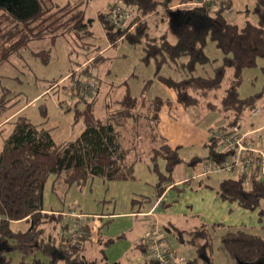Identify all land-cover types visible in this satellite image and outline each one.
Segmentation results:
<instances>
[{
	"label": "trees",
	"instance_id": "1",
	"mask_svg": "<svg viewBox=\"0 0 264 264\" xmlns=\"http://www.w3.org/2000/svg\"><path fill=\"white\" fill-rule=\"evenodd\" d=\"M121 1L133 12L130 28L117 27L105 14H100L106 36L114 46L119 39L140 45L144 52L142 59L148 65L153 64L154 73L144 81L139 94H134L131 84L125 81L126 90L118 100L120 107L116 111L97 116L96 101L87 100L82 92L88 84L82 88L77 82L79 88L74 92L80 97L73 107L75 118L83 119L85 127L76 138L56 142L52 128L46 127L47 120H32L23 107L9 113L12 117L6 119L8 115L3 112L15 108L16 101L12 99L17 93L1 86L0 114L4 122H0V264H15L17 255L18 264H120L108 261L104 248L101 260L85 255L84 243L91 236L85 221L73 235L72 224L77 218L67 221L60 213L44 211V191L50 178L53 188L63 180L67 186L77 185L80 189L95 178L104 182L133 180L137 163L148 154V164L159 178L156 197H160L167 185L175 181L174 173L180 163L195 167L207 159L225 157L227 151L213 135L206 143L208 157L185 160L180 147L173 148L167 143L159 134L158 124L163 105L171 99L159 94L149 96L154 84L173 88L177 100L185 107L202 106L205 100L227 122L218 130L237 127L243 115L253 112L264 96V86L246 97L239 91L244 70L259 68L264 74V0H255L253 7L245 11L243 24L228 18L233 0L222 1L217 6L205 2L181 10H172V0ZM189 1L194 0H184ZM87 2L0 0V64L21 49L29 48L32 42L45 39L51 43L50 47L34 49L32 53L49 63L52 46L59 37L79 43L93 37L85 10ZM154 13H161L164 20L168 16L169 32L160 36L151 34L149 17ZM227 77L228 84L224 86ZM42 113L46 117L45 107ZM143 136L150 137L151 147L142 148ZM161 160L165 162L163 171ZM219 193L223 199L238 202L246 209H259L260 218H264L261 170L225 178ZM132 201L140 202L138 198ZM145 202L150 201L144 199ZM46 220L55 221V229L65 228L61 237L47 234ZM21 222L28 227L21 228ZM216 226L203 224L191 231L190 240L196 246L197 256L187 258L185 264H215L211 250L212 230ZM65 232H69L68 236ZM220 240L235 264H264L263 235L228 228ZM112 242L110 238L105 245ZM166 247L171 249L168 244ZM147 258L144 264H160L148 251Z\"/></svg>",
	"mask_w": 264,
	"mask_h": 264
},
{
	"label": "rangeland",
	"instance_id": "2",
	"mask_svg": "<svg viewBox=\"0 0 264 264\" xmlns=\"http://www.w3.org/2000/svg\"><path fill=\"white\" fill-rule=\"evenodd\" d=\"M56 1L61 4L65 3L66 0ZM119 1L123 4L121 0ZM222 1L226 0H194L191 2L172 0L171 7L172 10L190 9L195 4H202L205 2L211 6H217ZM113 2L116 1L88 0L85 5V10L87 19L89 18L91 22V29L94 32V36L87 38V40L80 43L75 42L72 38L59 37L52 46L51 60L49 63H44L39 57L32 53V50L34 49L50 47L51 43L48 39H45L32 42L29 48L21 49L14 53L9 61L0 64V90L1 86L5 85L11 88L13 94L17 93V95L13 96L15 99H12L13 101H16L14 105L15 108L3 112V115L7 116L17 108L23 107L24 112L32 120L41 121L46 119V127L52 128L51 132L55 141L63 142L79 136L85 127L83 119L77 120L75 118V108L73 107L74 101L80 97V94L74 92V89L75 91H78V83H80L82 88H84L86 83L89 85L90 88L86 87L82 92L83 94L85 93L87 100L96 101L94 112L97 116L101 117H104L110 112L116 111L120 107L118 100L126 90V86L124 85L126 84L125 81H128L131 84L134 94H139L144 81L153 77L154 66L153 64L148 65L143 61L142 56L144 52L140 45H131L127 41H124V39H119L118 44L114 46L108 40L105 29L103 28V23L101 19H99V15L105 14L106 18L110 20L111 13H109V6ZM254 2L255 0L231 1L232 10L230 11L228 18L233 22L243 24L246 18L245 11L251 9ZM163 11L165 10H161L160 12L163 13ZM149 19L150 32L153 36H160L166 32L165 29H170V19L168 16L167 20H164L161 19V13H154ZM126 23L127 21L121 26V28L128 30L130 24ZM112 24L117 26L114 22ZM85 46L88 48H85ZM99 58L101 60L97 62L96 60ZM249 72V69H246L243 72L244 80L239 89L241 96H246L249 93L258 91L264 85V74L260 69H253L250 73L253 76H250L248 74ZM255 72H258L259 77L253 84L252 78H254L256 74ZM73 73H75V75H73ZM95 79L97 82L94 81ZM53 83H55V85H53ZM227 84L228 77L224 82V86ZM159 86V83L154 84L150 88L149 96H154L158 93L164 94V91ZM210 99L212 100V98ZM214 102L217 103V100ZM202 105H205V100H203ZM44 107L47 113L46 117L42 113ZM261 111V107H257L252 114L258 115ZM245 114H249V112H246ZM3 115L0 114V117ZM202 117L206 118L204 114ZM234 129L239 131V135L248 138L257 148L264 152V147H259V143L256 142L249 133L241 132V123H239L237 127L227 130ZM225 131L226 130L215 129L211 131V134L221 140L222 138L219 136L220 132ZM142 133H144V130ZM149 146L150 137L145 136L142 148H149ZM144 163L147 164L146 159ZM139 169L140 166L138 167V171ZM138 174L140 175V172H138ZM235 175L236 174L233 172H228L222 174L221 177H234ZM148 177L149 176H147V178ZM95 180L92 190H90V186H87L86 189L80 192L76 186H72L71 189L69 186H65L62 180L57 182L56 189H54L52 186L53 181L50 178L44 191V207L46 209H64L62 212H52L60 213L67 221L72 218H77L71 214L73 210H75L77 214L82 215L83 218H85V216L86 218L89 217V214H84V212L93 211L95 209L101 212H112V201H110L109 194L107 193L108 182H104L100 178H96ZM147 181L151 180L148 179ZM124 185L131 187V189H134L135 191L141 189V182L139 180L134 183H124ZM119 201L120 202L118 203L121 205L123 200L120 199ZM118 210L119 209L116 211ZM250 211L254 212L252 210ZM104 223L105 225L102 230L104 234H109L111 230L114 232L121 231L119 222L111 224L109 220H104ZM55 224L56 222L53 220L51 222L46 220L45 225L47 234L58 235L59 238L65 228L59 226L55 229ZM20 227L26 229L28 226L26 223H22ZM160 227L162 228L161 225ZM163 231L165 232V230ZM224 231L226 230H221L220 228L212 230L215 250H213V253L214 256L216 254L218 255L215 257V264H235L227 255L220 240V234ZM65 233L66 236H68L69 232ZM180 233L181 232L178 233V236L181 235ZM262 234L264 236V233ZM144 237L142 244H145ZM73 239H75V237L72 238V240ZM180 242L181 243L178 242L175 244L176 247L174 246V248L171 249L187 259L190 257L188 256L190 253L188 250L189 247H187L188 244L184 241ZM164 244L166 245L168 242L165 240Z\"/></svg>",
	"mask_w": 264,
	"mask_h": 264
},
{
	"label": "crops",
	"instance_id": "3",
	"mask_svg": "<svg viewBox=\"0 0 264 264\" xmlns=\"http://www.w3.org/2000/svg\"><path fill=\"white\" fill-rule=\"evenodd\" d=\"M168 29H165V31L169 32ZM249 70L248 74L253 76L250 74L253 69ZM255 73L254 78H252L253 84L259 77L258 72ZM159 84L164 94H158L164 98L171 99V102L164 104L160 111L159 134L173 148L180 147L179 152L185 160L193 157H208L209 149L206 143L212 135L211 131L227 123L223 118V114L212 111L206 104L199 107H185L177 100V94L173 88H169L161 83ZM253 93H249L248 95ZM263 98L264 96L258 103V107L262 109L261 113L258 115H253L252 112L244 114L240 122L241 132L249 133L259 143L258 146L261 148L264 147ZM203 114L206 118L202 117ZM10 117H12V114H9L5 118L8 119ZM0 122H4L2 117H0ZM151 145L150 143L149 147ZM148 158V154H145L144 159L147 160V164L144 163L145 160L137 163L135 179L108 182L107 193L109 194L110 201H112V212H101L96 209L84 212V214H89V217L86 218L85 216L84 219L85 223L90 227L91 232L90 238L84 243L83 252L87 257L101 260L104 248L107 259L110 262L144 264L148 258L146 245L142 244L143 237L146 235L153 221L157 222L165 230L163 233L170 248L176 247L175 244L181 243L180 241L187 243L190 252L188 256L190 257L197 256L196 246L190 240L191 231L203 224L210 227L217 224L214 227L215 229H243L251 233L263 235L264 218H260L259 209L252 210L254 212H251L250 209L242 207L238 202L226 200L220 196L219 189L221 182L225 178L233 177H221L222 174L228 172H214L206 176L192 178L193 174L199 169L201 162L195 167H191L186 162L180 163L174 173L175 181L167 185V188L160 197H156V184L159 178L148 164ZM160 164L163 171L165 162L161 160ZM139 166L140 169L138 171ZM138 172H140V175ZM147 176L149 177L147 178ZM95 179L90 180L84 189L90 186V190H92V186L96 181ZM137 180L141 182V189L137 191L124 185V183H134ZM64 185L67 186L65 183ZM72 186H76L80 192L84 190L80 189L77 185ZM72 186H69L70 189ZM54 189H56V186ZM134 198H138L140 202H133ZM120 199L123 200L121 205L118 203ZM144 199H149L150 202L143 203ZM117 209L119 210L116 211ZM63 210H58L57 208L46 209L44 207L45 212H62ZM104 220H109L111 224L119 222L121 231L114 232L111 230L109 234H104L102 231L105 225ZM179 232H181L182 236H178ZM110 238L113 239V242L106 246L105 242ZM213 250L214 237L211 251L213 259H215L218 255L214 256ZM19 260L20 256L17 255V264ZM202 264L204 263L202 262Z\"/></svg>",
	"mask_w": 264,
	"mask_h": 264
},
{
	"label": "built area",
	"instance_id": "4",
	"mask_svg": "<svg viewBox=\"0 0 264 264\" xmlns=\"http://www.w3.org/2000/svg\"><path fill=\"white\" fill-rule=\"evenodd\" d=\"M109 13H111L109 21L116 23L117 27H121L126 21V24H130L133 18L132 11L117 2H113L109 6ZM86 87L90 88L89 85H86ZM239 134L236 129L220 132L222 147L227 151V154L221 159L210 158L201 162L199 169L193 174L192 178L206 176L214 172L225 171L239 175L261 170V177L264 179V152L248 138ZM71 214L77 217V220L72 224L74 235L76 231L80 230L84 220L82 215L77 214L75 210ZM163 237V229L157 222L153 221L144 237L148 253L160 264H185L186 258L173 249L167 248L163 242Z\"/></svg>",
	"mask_w": 264,
	"mask_h": 264
}]
</instances>
